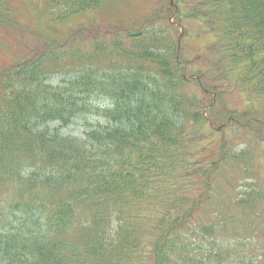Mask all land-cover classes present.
<instances>
[{"label": "trees", "instance_id": "1", "mask_svg": "<svg viewBox=\"0 0 264 264\" xmlns=\"http://www.w3.org/2000/svg\"><path fill=\"white\" fill-rule=\"evenodd\" d=\"M21 1L19 14L0 11L11 32L0 52L23 51L0 65V264H264V184L228 182L232 202L213 198L228 159L253 174L249 148L223 137L194 159L213 132L210 93L183 75L170 5L92 39L83 19L120 0ZM196 3L188 18L205 20L228 68L214 82L223 109L210 101L208 116L264 141V0ZM90 114L104 123L61 131Z\"/></svg>", "mask_w": 264, "mask_h": 264}, {"label": "rangeland", "instance_id": "2", "mask_svg": "<svg viewBox=\"0 0 264 264\" xmlns=\"http://www.w3.org/2000/svg\"><path fill=\"white\" fill-rule=\"evenodd\" d=\"M30 2V1H29ZM33 2H37V0H33ZM169 2H171L173 8L175 9V12L172 14V16L168 17L170 20H173V17H176V12L178 10H181L182 12V18H185L183 20V25L179 23L173 24L174 26L171 27V32L175 38L178 39L180 37V43L182 45V48L180 49V57L185 60L189 66H186V64H183V72L190 78H197L200 80V82H205L208 85V87L211 89V91H218L221 90L224 87L223 82L215 83L218 84V86H214V82H218L222 74H225L228 72V68H225L223 65V60L221 57L216 53V50L212 47V43L210 40L209 31L206 28L205 20L204 19H193L188 18V13L195 12L199 13L196 9H193L194 6L197 4L196 0H120V2L116 5V7L108 8L105 12V15L98 14L94 18H91V15L96 13V10H94L90 14V20H86V22L83 19V23L86 26V30L88 31V34L91 35V38L93 39V36H96V33L98 35H103V30L107 29L109 31H112L114 27H120V24L127 25L128 27L134 26L133 24L136 23V27L129 28L131 31L135 29H140L145 26V24L140 25V20H144V18L153 10L157 8L166 7L169 5ZM28 8H30V4H28ZM22 1L21 0H0V11H6L9 10L13 14H19L16 10L22 7ZM172 8V7H170ZM21 11H23L21 9ZM171 11V10H170ZM95 15V14H94ZM86 19V18H85ZM175 22V21H174ZM138 25V26H137ZM169 26V25H168ZM124 27V28H128ZM150 28V26H148ZM112 29V30H110ZM212 33V32H210ZM214 34V33H213ZM11 36V32H7L4 29V27H0V41H3ZM84 35L81 33H77L76 39L86 44V49L90 48L91 40L86 41L84 40ZM84 40V41H82ZM98 42H101L104 40V38H100L97 36ZM214 42V41H213ZM2 46V42H0V47ZM14 51L18 53L19 55L22 54V47L17 43L13 46V51L11 53H2L0 52V65L1 62L9 61L11 60L12 55L14 54ZM217 55L219 57H217ZM220 58V59H219ZM194 66V67H193ZM193 67V68H192ZM195 80V79H192ZM62 81V77L55 76L48 80V82L52 84H57L58 82ZM197 81V80H196ZM222 91V90H221ZM221 96L219 94H215L214 99L211 97V95H206V108L205 113L208 115V111L206 110L209 106V102L213 100L214 103L218 102L217 108L214 109V112H216L219 109H223V102L221 101ZM240 100L239 96L238 98H234L233 94L228 95L225 97V101L229 105H235ZM99 106L102 105V102L97 103ZM214 112L210 114H214ZM233 121L240 122L241 120L238 119H232ZM104 121L102 118H100L98 115H81L77 117L73 123H71L69 126L64 127L61 131L65 134L69 135H82L83 132L91 127L95 126L97 124H103ZM231 124V123H230ZM222 131V129H220ZM223 132H219L218 139L219 142L217 143L214 139L210 140L214 136V132L208 133V135L203 139L204 142L199 143L198 146L203 147V149L197 154L198 156L194 157L195 161H201L208 160L207 155L214 153L215 150H219L221 145V140L227 139L228 144L226 147L228 149H233V151H239L240 149L244 147H248L250 150L249 156L252 158L250 159V162L252 163L254 167V172L252 175H243L242 172L236 168L240 167L243 169V167L239 164H236V166L229 165L231 160H227L228 165H226V169L224 170L222 176H220V185L216 187V192L213 193V198L215 195V199L217 201H224L226 203L232 202V196L234 194V190L228 187V182H231L234 186H237L241 183H246L249 181L250 178L256 177L261 183L264 182V141L257 140L255 136L253 137H244L236 128L232 125L226 124L223 127ZM224 137V138H223ZM209 140V143H208ZM206 142V146L209 144L210 148H204ZM205 146V147H206ZM201 158V159H200ZM212 158V157H209ZM208 163V162H207ZM234 177L235 179H232ZM243 177V178H242ZM242 178V179H241ZM239 179V180H238ZM241 179V180H240ZM227 209L225 206H222L220 208V211L226 212ZM202 217H205V213L201 214ZM230 226V225H229ZM228 234L231 236L233 235L232 231L228 229Z\"/></svg>", "mask_w": 264, "mask_h": 264}]
</instances>
